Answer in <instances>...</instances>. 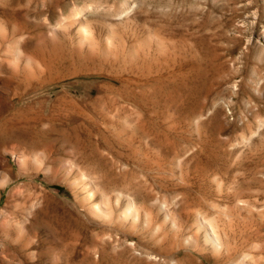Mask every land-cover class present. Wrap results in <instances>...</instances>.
Listing matches in <instances>:
<instances>
[{
	"label": "rangeland",
	"instance_id": "rangeland-1",
	"mask_svg": "<svg viewBox=\"0 0 264 264\" xmlns=\"http://www.w3.org/2000/svg\"><path fill=\"white\" fill-rule=\"evenodd\" d=\"M0 67V264H264V0H0Z\"/></svg>",
	"mask_w": 264,
	"mask_h": 264
},
{
	"label": "bare ground",
	"instance_id": "bare-ground-1",
	"mask_svg": "<svg viewBox=\"0 0 264 264\" xmlns=\"http://www.w3.org/2000/svg\"><path fill=\"white\" fill-rule=\"evenodd\" d=\"M87 33V32H86ZM1 68V67H0ZM8 122V121H7ZM7 122H5V123H7ZM8 124V123H7ZM5 126H7V125H5ZM3 127H4V125H3ZM1 130H3V129H1ZM141 144V143H140ZM31 148H35V147H31ZM19 161H21L20 159H19ZM100 202H99V204L96 206V209L97 210H99V211H102V209H101V207L103 206V207H105V204H104V201H105V199H104V197H103V195H101L100 196ZM102 205V206H101ZM116 206H118L119 207V205H118V202L116 203ZM117 207V208H118ZM116 208V207H115ZM193 209V208H192ZM128 213L131 211V208H128L127 210H126ZM192 212V211H191ZM189 214H191V213H189ZM127 216V214L126 213H122L121 215H119V218H118V220L120 219V218H124V217H126ZM122 221V220H121ZM209 236V235H208ZM211 236V235H210ZM210 236H209V238H210ZM212 238L213 237H211L210 238V240L211 241H213L212 240ZM215 238V237H214ZM216 239V238H215Z\"/></svg>",
	"mask_w": 264,
	"mask_h": 264
}]
</instances>
